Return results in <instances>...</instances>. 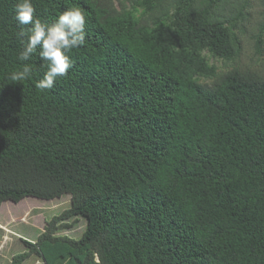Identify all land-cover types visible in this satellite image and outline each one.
Wrapping results in <instances>:
<instances>
[{
	"label": "trees",
	"instance_id": "obj_1",
	"mask_svg": "<svg viewBox=\"0 0 264 264\" xmlns=\"http://www.w3.org/2000/svg\"><path fill=\"white\" fill-rule=\"evenodd\" d=\"M231 2L33 0L41 20H87L41 91L38 55L18 60L30 25L0 0V206L71 197L11 264H264V74L202 55L238 56ZM24 63L32 78L9 80ZM76 217L82 235H58Z\"/></svg>",
	"mask_w": 264,
	"mask_h": 264
},
{
	"label": "rangeland",
	"instance_id": "obj_2",
	"mask_svg": "<svg viewBox=\"0 0 264 264\" xmlns=\"http://www.w3.org/2000/svg\"><path fill=\"white\" fill-rule=\"evenodd\" d=\"M238 1V9L243 10V16L230 25L240 48L238 56L225 60L214 57L207 50L202 55L218 72L243 67L264 74V0H232ZM200 81L210 82L204 77H200ZM70 206L71 197L68 195L52 201L27 198L18 204L3 203L0 206V264H11L16 255L27 250L24 240L35 242L47 224ZM66 223L71 224V228L60 230L58 235L79 238L86 228V220L82 217ZM23 264L45 263L41 257L34 255Z\"/></svg>",
	"mask_w": 264,
	"mask_h": 264
},
{
	"label": "clouds",
	"instance_id": "obj_3",
	"mask_svg": "<svg viewBox=\"0 0 264 264\" xmlns=\"http://www.w3.org/2000/svg\"><path fill=\"white\" fill-rule=\"evenodd\" d=\"M35 12L33 0H17L16 22L30 25L18 32L22 42L18 60L27 62L38 55L42 62L40 66L45 71L42 78L35 82V88L41 91L51 90L57 80L66 77L73 67L69 53L86 44V15L77 5L60 12L51 22L35 17ZM32 74L33 65L24 63L7 78L15 83L31 79Z\"/></svg>",
	"mask_w": 264,
	"mask_h": 264
}]
</instances>
